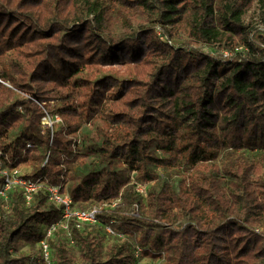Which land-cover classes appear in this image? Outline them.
<instances>
[{
	"label": "trees",
	"instance_id": "16d2710c",
	"mask_svg": "<svg viewBox=\"0 0 264 264\" xmlns=\"http://www.w3.org/2000/svg\"><path fill=\"white\" fill-rule=\"evenodd\" d=\"M263 24L264 0H0V159L107 204L56 226V264H264ZM34 99L60 102L55 145ZM60 217L0 196V264Z\"/></svg>",
	"mask_w": 264,
	"mask_h": 264
},
{
	"label": "built area",
	"instance_id": "2783aa9c",
	"mask_svg": "<svg viewBox=\"0 0 264 264\" xmlns=\"http://www.w3.org/2000/svg\"><path fill=\"white\" fill-rule=\"evenodd\" d=\"M60 121V115L45 113L41 122L46 130H49L53 135ZM31 146L32 143L28 142L27 147ZM0 178L3 180L0 196L8 198L9 192L18 188L23 193L25 201L30 203L34 199V196L42 191L49 201L57 208L62 209V217L59 222L53 223L44 229L45 236L38 242L40 249L34 257L35 264H54L53 252L48 238L52 236L57 225H61L64 229L68 230L70 221H73L76 226L81 228L86 224L98 221L97 215L101 210V204H95L89 208L78 207L74 205L72 197L59 184L50 183L42 176L37 178L27 177L26 174L21 172L19 166H9L2 159H0ZM136 188L138 191L143 192L141 185H138ZM106 230L108 233H113V230L109 226H106ZM140 251L141 248L138 247L136 250L137 255ZM31 264H33L32 261Z\"/></svg>",
	"mask_w": 264,
	"mask_h": 264
},
{
	"label": "rangeland",
	"instance_id": "374dc122",
	"mask_svg": "<svg viewBox=\"0 0 264 264\" xmlns=\"http://www.w3.org/2000/svg\"><path fill=\"white\" fill-rule=\"evenodd\" d=\"M252 18H255V20H256V18H257V16L255 15V13H253V12H250L249 14H248V16H247V19L248 20H250V19H252ZM257 21V20H256ZM261 28H263L264 29V24H263V27H261ZM157 32L159 33V34H161V32H160V30L159 29H157ZM206 50H210L209 48H206ZM229 54V52L228 51H225L224 52V55H228ZM0 80H1V78H0ZM2 81V80H1ZM6 84H8V85H10L8 82H5ZM35 100V99H34ZM36 102H38L37 100H35ZM39 104H41L40 102H38ZM57 104H60V102L58 101V99H52V100H50V101H48V100H46V101H44L43 102V104H41V106L43 107V109L45 110V113H49V114H58V115H60L59 113H52L51 112V110H52V107H53V105H57ZM60 118H61V121L57 124V126H56V129H55V131H57V130H60V129H64V128H66V126H67V124H66V122H65V120H64V118L60 115ZM42 123V122H41ZM97 125L95 124V123H93V122H91V123H86V124H84L83 126H82V128L79 130V133H81L82 131H93L94 129H95V127H96ZM42 128H43V132H49V134H50V136H51V142H50V144L51 145H55V142H53V136H54V132H53V135L51 134V132L49 131V130H46V128L43 126V124H42ZM69 137H72V136H70L69 135ZM72 138H74V137H72ZM28 143V142H27ZM30 143H32V142H30ZM52 143H54V144H52ZM34 147V144L32 143V146L31 147H27V144H26V148H33ZM74 147H75V145H74ZM47 161V160H46ZM45 161V162H46ZM29 164V163H28ZM19 168H20V170H21V172L22 173H24V174H28V173H31L32 172V170H33V167L31 166V165H21V166H19ZM57 184H59L61 187H63V190H65L71 197H72V195L69 193V191H68V188H67V185H68V181H67V179H66V177H64V179L60 182V183H57ZM138 185H141L142 186V188H143V192L142 191H138L137 190V186ZM149 187H150V184H147V185H144V184H141V183H139V184H135V190H137L142 196H143V198H144V200H146L147 199V197H148V189H149ZM72 199H73V197H72ZM119 200V199H118ZM73 203H74V205H76V206H78L77 205V203L73 200ZM87 204V206H82L81 208H89V207H91V206H93L90 202H84L83 203V205H86ZM104 205H107V204H103L102 206L103 207H107V206H104ZM115 205V204H114ZM102 206H101V209H102ZM78 207H80V206H78ZM60 209V208H59ZM61 210V217H62V209H60ZM61 217H60V219H61ZM72 221H70V223H71ZM69 229V228H68ZM112 229V228H111ZM105 230H106V227H105ZM113 230V229H112ZM107 232V231H106ZM111 234H117V233H115L114 232V230H113V233H111ZM107 235V234H106ZM118 235H120L121 236V234H118ZM107 237H109V236H107ZM39 246L38 245H36L35 246V248L32 250V249H30V247L28 246V245H26V246H24L22 249H21V252H24V253H26V254H29L30 255V260H29V263L28 264H31V261H32V263L33 264H35V261H34V257H35V255L37 254V252L39 251ZM55 253V252H54ZM54 263H55V258H54ZM56 264V263H55ZM136 264H160V260L159 259H155V258H152V257H148V256H145V257H141V258H139L138 260H137V262H136Z\"/></svg>",
	"mask_w": 264,
	"mask_h": 264
}]
</instances>
